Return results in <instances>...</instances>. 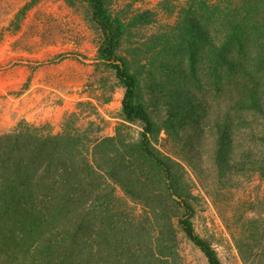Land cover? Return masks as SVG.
Segmentation results:
<instances>
[{
  "label": "trees",
  "instance_id": "trees-1",
  "mask_svg": "<svg viewBox=\"0 0 264 264\" xmlns=\"http://www.w3.org/2000/svg\"><path fill=\"white\" fill-rule=\"evenodd\" d=\"M87 1L101 35L97 59L125 89L124 122L103 136L97 121L82 125L73 111L57 133L27 120L0 133V264H182L180 232L209 264H223L196 231L186 167L154 141L163 131L177 141L184 126L205 121L220 165L264 178V151H253L264 149V0H194L173 35L153 38L149 50L160 48L149 65L170 56L163 70L176 80L161 123L142 99L141 72L121 53L129 27L150 23L153 12L127 21L112 11L113 0ZM127 123L142 125L137 139ZM239 134L250 143L236 151ZM262 204L236 206L231 234L244 264H264V214L247 215Z\"/></svg>",
  "mask_w": 264,
  "mask_h": 264
},
{
  "label": "rangeland",
  "instance_id": "rangeland-1",
  "mask_svg": "<svg viewBox=\"0 0 264 264\" xmlns=\"http://www.w3.org/2000/svg\"><path fill=\"white\" fill-rule=\"evenodd\" d=\"M32 1V7L21 15ZM193 1L113 0L111 5L112 11L127 21L147 10L154 14L150 23L129 27L121 53L132 62L134 71L141 72L142 99L158 123L168 115L166 96L176 87V80L163 70L162 61L168 62L170 56H160L155 66L149 65L160 44L151 50L148 45L159 41L154 37L173 35L183 9ZM100 42L87 0H0V133L14 129L22 120L50 125L57 133L64 117L77 111L82 125L95 120L102 128L101 135H115L124 122L125 89L115 72L97 59ZM156 84L157 89L153 87ZM214 117L212 111L210 119ZM204 123L200 120L184 126L177 141L163 131L154 143L186 167L187 180L197 197L194 224L198 234L212 243L223 264H244L231 234L234 213L239 202L264 199V178L258 171H233L220 165L217 138L206 132ZM127 125L123 129L137 139L142 125ZM249 143L244 134L234 140L236 151ZM253 151L261 154L264 149L255 145ZM232 155L235 158L236 152ZM117 194L134 205L120 187ZM136 209L140 211L141 206ZM263 211L264 204L247 215ZM180 240L182 264H209L183 232Z\"/></svg>",
  "mask_w": 264,
  "mask_h": 264
},
{
  "label": "crops",
  "instance_id": "crops-1",
  "mask_svg": "<svg viewBox=\"0 0 264 264\" xmlns=\"http://www.w3.org/2000/svg\"><path fill=\"white\" fill-rule=\"evenodd\" d=\"M36 124V123H35Z\"/></svg>",
  "mask_w": 264,
  "mask_h": 264
}]
</instances>
